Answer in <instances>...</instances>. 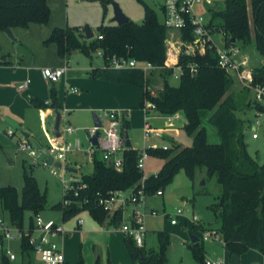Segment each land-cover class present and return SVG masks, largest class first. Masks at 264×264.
Here are the masks:
<instances>
[{"label":"trees","instance_id":"16d2710c","mask_svg":"<svg viewBox=\"0 0 264 264\" xmlns=\"http://www.w3.org/2000/svg\"><path fill=\"white\" fill-rule=\"evenodd\" d=\"M106 10L110 0H100ZM226 9L213 13L211 25L225 34L228 43L254 42L258 51L264 56V0H225ZM252 7V15L248 12ZM107 12V10L105 11ZM48 0H0V30L13 28H29L31 24L48 25L51 18ZM98 35L90 44L84 40V29L67 26L53 29L50 37L44 42L46 46L56 45L58 55L68 59L74 51L86 55L90 50L101 49L105 64L108 58L117 56L149 62L157 67H165L167 61V39L171 35L159 20L156 12L146 6L145 19L139 25L134 21L118 26H99ZM185 42L192 41L189 32L184 34ZM233 43V44H235ZM183 74L177 86L170 82L173 69L164 68L160 71L162 89L151 96L148 87L154 84L147 79L141 70H113L106 68L94 69L92 78H99L115 85H131L142 91L140 108L145 102L155 105L156 113L161 116L183 114L186 118L184 129L192 137L191 146L183 147L173 141L167 148H148L150 157L162 160L163 166L156 175L144 180V189L149 197L155 196L160 190L165 192L175 176L184 171L190 179H194L197 169H206L210 178H217L223 192L217 209L221 220L216 231L221 235L224 247L230 256H242L251 250L264 254V164L260 165L251 157L246 143V123L249 121L238 115V97L233 91V80L217 65L213 54L206 56L180 57ZM197 65L192 73L189 65ZM264 81V68L256 70V82ZM31 105L40 110L61 109L58 90L52 87L50 101L44 102L30 97ZM256 111L264 112V108L254 103ZM211 113L208 122L218 130L221 143L211 144L207 130L202 126L201 114ZM130 122L124 123L128 132ZM140 151L133 148L124 153V164L121 170L105 162L102 157L93 161V172L82 176V183L87 188L69 196L71 204L61 203L55 209L63 212L67 221L83 211H88L93 219L106 228L119 227L123 221V211H117L111 218L109 213L100 206V200L108 197L111 192L138 189L145 178L144 172L138 169ZM25 167L24 186L19 195L14 187L0 188V213H6L10 224L22 234V253L34 252L31 244L35 220L29 229L24 227L25 212L35 216L45 210L46 194L40 191L38 182ZM202 233L204 229L195 225ZM30 232L26 235V232ZM159 250L138 248L134 241L125 237L124 243L132 260V264H166L165 252L169 244V236L160 235ZM191 251L198 264H206L204 245H191ZM30 259V258H29ZM32 262V261H31ZM3 264H15L3 259ZM30 264V262H29ZM79 264H84L83 259Z\"/></svg>","mask_w":264,"mask_h":264},{"label":"rangeland","instance_id":"374dc122","mask_svg":"<svg viewBox=\"0 0 264 264\" xmlns=\"http://www.w3.org/2000/svg\"><path fill=\"white\" fill-rule=\"evenodd\" d=\"M114 1L121 6L123 12L131 21L139 25L144 22L146 6L156 12L158 20L161 23L164 21L162 8L165 4V0ZM61 2L67 5V11L70 13V21L75 24L73 27L84 29L87 26L97 36L99 33V26H110L115 24L112 22L114 12L111 3L107 4V12H105L106 10L100 0H58L59 4H61ZM55 7L59 9L57 4ZM208 9L214 13H220L226 9V2L225 0L217 1L211 7L206 8L205 11L200 12L205 18L211 20L212 17L209 15ZM248 12L252 15V7H249ZM54 14H58L56 8H54ZM60 19L61 18L58 17L56 20L58 21ZM42 26L48 27L49 24ZM20 29L28 30L29 28ZM0 34L7 39L3 44V48L8 47V49L12 50L13 47L16 49L17 53L25 49L20 40L14 41L10 39L6 33L1 30ZM28 34H30V31ZM84 41L90 44L93 40L85 39ZM217 42L222 47L225 44L222 38H218ZM183 43L186 42L183 39L181 40V34L171 32L166 42V56L168 62L173 64L176 60H180L183 51ZM236 44L242 49L243 54L249 57L251 68L260 69L262 67L264 56L256 48L254 36H252L251 41L245 43L237 42ZM49 46L43 43L44 48ZM1 51L3 53L0 46V52ZM7 53L10 52L5 50L4 54ZM10 54L15 55L16 59L22 58V55L18 57L14 53ZM2 61H4V59ZM104 66V59L98 57L96 50H90L87 55L81 51H79L78 55H71L67 60L66 67H68L67 69L70 71L69 76L76 78L79 74L84 78H88V76L91 77L90 73H92L94 69L103 68ZM86 70H92L88 76L85 72ZM90 79L93 78L91 77ZM232 80L233 91L238 97V115L247 121L249 120L246 123L247 130L245 133L248 152L260 165H263L264 116L258 117L257 111L254 109V91L245 88L234 74L232 75ZM153 81V87L162 86V79L160 77L153 78ZM170 82L172 85L177 86L179 84V79L172 78ZM130 87L134 89L135 93H128V95L125 96L124 101L128 106L125 107V104H118L115 109L125 110L130 114V127L128 133L133 148L143 150L144 146L147 147L152 144L170 146L173 141L178 142L183 147L192 145L193 139L184 129L186 118L183 114H180L179 121L174 128L163 129L165 126V119L155 111L150 113V115L153 116L151 123H153V127L159 129L163 133V137L168 138L165 140L164 138L151 137L144 143L146 114L145 111L140 108L139 102L142 92L138 87ZM78 89L84 92V90ZM26 97L28 96L26 95ZM96 100H99V105H102L101 102L103 99L101 96ZM96 100L94 101L96 102ZM95 105L96 103L93 104L92 107L94 108ZM87 106L89 107L88 110L85 109L83 111L76 109L72 116H66L67 118L64 122L66 125L77 129V133L68 137V141L75 142L76 140H80L83 144V146L81 145L78 149H75L73 153L68 154L67 157V167L78 169L77 174L81 177L93 172V163L89 161V157L86 155L87 151L91 150L89 133L90 129L94 127L93 112L99 115L102 111L108 110V108L104 107L92 109L89 103ZM46 110H40L37 115L29 110L26 116L22 118L23 120L17 122L23 125L21 128L17 129L8 125L7 119H9V117H6L4 112L0 113V188L8 186L14 187L17 189L19 195H21L24 186L25 167L29 170L31 168L30 166H33V170L30 174L36 178L40 191L45 193L47 198L45 210L40 213V216L44 221L53 220L60 226L64 225L65 233L51 238V241L58 244L59 248L64 249V254L69 255L71 264H78L81 258L84 264H132V260L124 243L125 235L121 231L112 228L107 229L105 225L102 226L98 224L88 211L80 212L71 219L64 221L63 212L55 209L57 205L64 203V186L60 179V176L63 175V171L54 166L57 168L59 176H53L50 171L51 168H45L42 165V158L32 160L19 150L18 144L20 140L22 141L24 139L22 132L34 131V133L39 134V138L41 137V147L44 149L52 145L54 133L49 128V124L51 125L52 122L47 125L49 113ZM51 111L54 110L51 109ZM210 115L211 113L208 111L202 112V126L207 130L209 143L219 144L221 143V138L218 130L208 122ZM51 119H53V117ZM257 122H259V124H257ZM47 126L49 129H47ZM254 129L259 135L258 139H253L252 137ZM8 130H12L14 135H8ZM101 133L103 132L101 131ZM26 140H28L30 144L35 146L38 145L29 139ZM93 157H101V154L96 152V154H93ZM163 163L164 162L160 159H147L144 175L150 176L160 171ZM72 174L74 173L67 172L65 174L66 179L69 180L70 177L73 176ZM146 175L144 180L147 178ZM222 192L223 189L218 183L217 178H210L206 169H197L194 179H190L184 171H181L175 176L172 183L166 187L164 196L157 199L153 196L148 198V209L156 210L159 215L157 217H148L146 220V249L159 250L161 246L160 235L165 234L169 236V244L165 252L166 264H198L190 248L192 245L190 234H194L199 237V243L204 245L205 260L216 261L225 259L227 264H229L230 253L226 251L224 243L216 240L204 242L203 233L198 228H195V225H199L208 230H216L220 227L221 220L217 209L220 205ZM179 209L184 210L183 216L177 214ZM165 213L170 214L177 223L172 224V219ZM195 215L198 218L197 223H194L192 220ZM35 217L36 216L32 212H25V229L31 227ZM0 219L14 231H18L16 227L10 224L6 213H0ZM79 219L83 220L81 228H78ZM21 247V240L10 242V248H12L10 250H12L17 257L15 264H22V261H26L27 257L31 258L32 264H40L35 252L29 251V253L23 254ZM263 260L262 258L260 260L253 258L251 264H264Z\"/></svg>","mask_w":264,"mask_h":264},{"label":"built area","instance_id":"2783aa9c","mask_svg":"<svg viewBox=\"0 0 264 264\" xmlns=\"http://www.w3.org/2000/svg\"><path fill=\"white\" fill-rule=\"evenodd\" d=\"M221 0H165L163 6L164 21L162 24L171 32H177L181 34V40L184 38V34L189 32L192 41L183 43L182 55L191 57L195 55L206 56L207 54H213L216 58L217 65L220 69L224 70L226 74L232 78V75H236L238 80L243 84L245 88L252 89L255 93V103L261 105L264 108V81L256 82V70L250 67L251 61L248 56L243 54L242 49L235 43H228V38L224 33L217 31L211 25V20L205 18L200 14L201 11H205L206 8L211 7L215 2ZM212 17L213 13L210 9L207 10ZM98 40H102V36L95 37ZM222 38L224 46L218 44L217 39ZM98 57L104 59V54L101 49L96 51ZM108 63L103 68L113 70H141L145 74L146 80L153 79L160 76L162 69H173L174 74L172 78L180 79L183 74V66L180 65V60H176L173 64L166 61L165 67H157L149 62H142L135 59H125L117 56H113L107 59ZM192 73L197 70V65L191 64L188 66ZM264 68V59L262 67ZM67 68H45L42 70V76L49 84H57L61 81L66 73ZM30 80L18 86V90L23 92L27 89ZM160 87H148L151 96H155L157 90L162 89ZM154 88V89H153ZM77 93L78 90L72 89ZM145 127H144V140H148L151 137L162 138L163 133L153 127L151 120L153 116L150 115L152 111H155V105L151 101L145 102ZM156 112V111H155ZM258 117L264 116V112L257 111ZM101 127H93L90 129V141L98 134L97 145H93L91 141V150L87 151L86 155L89 157V161L93 163V154L99 152L102 159L109 165L114 166L117 170H121L124 164V153L126 146V134L128 133L124 129V123L129 120V112L125 110L113 109L102 111L97 115ZM165 126L163 129H171L176 126L179 121L180 114L164 117ZM259 124V122H257ZM101 131L103 133H101ZM61 136L57 138L53 135V143L48 146L47 149L41 148L38 145L30 144L28 140L24 139L18 144L19 150L25 153L32 160L42 158V165L45 168H51V174L53 176H59L55 163L62 164L63 175L60 176L61 182L64 186V205L69 206L71 201L69 196L74 193L75 196L79 195L80 190L87 188V185L82 183V177L77 173L72 174L69 180L66 179L65 174L69 171L67 168L68 154L73 153L75 149H78L83 144L80 140L75 142L68 141V137H71L77 133V129L72 126L63 124L60 127ZM8 135L13 136L12 130L7 131ZM253 139H258L259 135L253 130ZM164 146L163 148H167ZM40 148L43 149L54 160L53 165H49L48 161L40 153ZM145 147L140 150V158L138 161V169L145 171L146 161L149 159V154ZM78 170V169H77ZM73 173V172H71ZM142 185L138 189H132L128 191H115L111 192L108 197H103L100 200V206L109 213L111 218L117 211H123V221L119 227H110L115 230L121 231L125 237L134 241L138 248L145 246V239L147 235L146 220L148 217H157L159 213L154 209H148V194L144 189V179ZM164 196V191L160 190L156 193L155 199ZM166 214V213H165ZM179 216L184 215V210L179 209L177 211ZM176 214V215H177ZM172 219V224H176L170 214H166ZM193 222L197 223L198 218L195 215ZM35 224L33 235L31 237V244L34 245V252L38 257L40 264H69L66 260L64 249L59 248L58 244L51 241V238H55L58 235L65 233L64 225H58L53 220L44 221L40 215L35 217ZM83 220L79 219L78 226H82ZM108 229V228H107ZM30 232H26L29 235ZM36 234V235H35ZM36 236V237H35ZM23 234L18 230L14 231L4 221L0 219V264H3V259L7 258L9 262L16 261L17 257L15 253L5 247V242H13L21 240ZM216 240L222 241L221 235L216 230H208L203 233V241ZM223 242V241H222ZM206 264H227L225 259H219L216 261L206 260Z\"/></svg>","mask_w":264,"mask_h":264},{"label":"crops","instance_id":"0c3cea01","mask_svg":"<svg viewBox=\"0 0 264 264\" xmlns=\"http://www.w3.org/2000/svg\"><path fill=\"white\" fill-rule=\"evenodd\" d=\"M48 4L52 10L51 21L48 27L38 24H31L28 30H21L20 28L10 29L12 30L14 37L16 36L14 41L20 40L23 46L25 47V49H22V52L17 53L16 49L12 47V50H10L8 49V47H5V45H4L5 48H3V44L5 43V40L7 41V39L4 38L2 34H0V46L3 50V53L2 51L0 52V113L4 112L6 117L12 119V120L7 119V122L8 121L12 122L14 120L13 122L15 123L16 121V124H18L17 122H21V120H23L22 118L26 116V113H28L29 110H31L32 113L37 115L40 110L35 109L33 106H31L30 97L39 99L47 103L50 101V92L52 87H55L58 90V99L61 106L59 112L62 114L61 125L65 124L64 122L66 121V118L72 116L76 109L77 110L80 109L83 111L85 109L88 110L89 108L87 106L88 103L90 108L92 109H98L104 107V108H108V110H113L117 107L118 104H122V105L125 104V107H127L128 105L124 101L125 96L128 95V93H132V92L133 94L135 93L134 89L130 87L131 85H115L113 83L103 81L99 78L90 79L91 77H89L88 74L93 69L85 71L88 78H84L82 77V75L79 74L76 78L69 76L70 71L69 69H67L65 75L63 76V78L59 83L49 84L48 82L44 81V78L42 76L43 69L66 67L68 60L59 57L58 48L56 45H50L49 47L44 48L43 47L44 41H46L50 37L53 29L57 27L60 28H65L67 26L73 27L75 25L70 21V17H69L70 13L69 11H67L68 10L66 7L67 5H64V2H61V4H59L58 0H48ZM56 4L58 5L59 9L55 7ZM54 8L58 10L57 15L54 14ZM58 17H60L61 19L57 21L56 19ZM29 31L30 34H28ZM5 50L7 52L16 54L18 57H21L22 55V58L16 59L15 55L10 53L4 54ZM78 54L79 52L77 54H72V55H78ZM3 59L4 61H2ZM27 80H30L27 89L23 92L19 91L18 86L25 83ZM78 88L84 90V92H81ZM72 89H76L78 90V92L75 93L72 91ZM26 95L29 98L26 97ZM141 95H140V99H141ZM100 96L103 99L101 102L102 105H99V100H96ZM117 97H118V101H117ZM94 100H96V102ZM95 103L96 105L93 108L92 105ZM46 111L49 113V116L47 118L48 119L47 125L50 122H52L51 125L49 124V128L53 132L55 119H56L55 116L56 111L55 110L51 111V109H47ZM52 117L53 119H51ZM18 125L19 128L23 126L22 123H19ZM49 128L47 126V129ZM26 133L29 134L30 141H33L34 143L38 144L39 147H41V140H40L41 137L39 138V134L34 133V131L26 132ZM162 138L166 140V138L168 137H162ZM146 141L147 140H144V143ZM145 147L146 146H144V148ZM147 147L163 148L164 146L159 144H152ZM133 149L138 150L136 148ZM149 158H154L156 160H159L158 158L155 157H149ZM158 172L159 171H157L154 174H157ZM146 176L149 177V175ZM81 227L82 226L80 227L78 226V228ZM5 247L8 249H12L10 248V242H5ZM65 257L67 262L71 264L69 255L66 254ZM29 258L30 257H27L26 261L23 260L22 264H29V262L30 264H32L31 262L32 260L31 258L30 259ZM253 258L255 259L257 258L259 260L261 258L264 259V254L255 250H251L248 253L240 256L241 264H251V260Z\"/></svg>","mask_w":264,"mask_h":264},{"label":"water","instance_id":"95a60500","mask_svg":"<svg viewBox=\"0 0 264 264\" xmlns=\"http://www.w3.org/2000/svg\"><path fill=\"white\" fill-rule=\"evenodd\" d=\"M110 3L113 6V12H114L113 13L114 17L112 19L113 23H115L118 26H123V25H125L131 21V19L123 12L121 6L117 2H115L114 0H110ZM4 32L6 33V35L10 39L15 40V37L13 35L12 30L6 29ZM84 34H85L87 40H92L95 38V34L87 26L84 28ZM235 42H236V39H232V43H235ZM77 53H78L77 51L73 52V54H77ZM55 116H56V119H55L53 132H54L55 136L57 138H59L61 136L60 127H61V122H62V114L59 111H56ZM93 121H94V127H98V128L101 127V122H100L96 113H93ZM8 124L10 126H12L13 128H16V129L19 128V125L14 123V122L8 121ZM22 134L26 139L30 138L29 134H27L26 132H22ZM97 139H98V134H96V136L91 139L93 145H97ZM126 146H127V148L132 147V143H131V140H130L128 133L126 134ZM40 153L45 158V160L48 161L49 165L54 164L53 158L51 156H49L41 148H40ZM55 166L58 168H62V164H60V163H55ZM66 170L69 172L78 173V170L74 169V168L67 167ZM190 238H191L192 244H197L200 242L199 237L194 235V234H190ZM230 264H241L240 256L237 254L232 255L230 257Z\"/></svg>","mask_w":264,"mask_h":264}]
</instances>
